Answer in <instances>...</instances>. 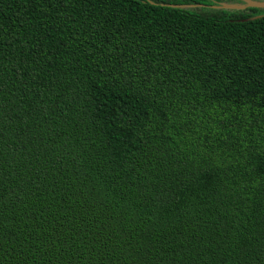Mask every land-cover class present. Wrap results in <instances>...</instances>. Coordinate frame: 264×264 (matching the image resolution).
Wrapping results in <instances>:
<instances>
[{"label": "trees", "instance_id": "obj_1", "mask_svg": "<svg viewBox=\"0 0 264 264\" xmlns=\"http://www.w3.org/2000/svg\"><path fill=\"white\" fill-rule=\"evenodd\" d=\"M231 3L0 0V264H264V9Z\"/></svg>", "mask_w": 264, "mask_h": 264}, {"label": "water", "instance_id": "obj_2", "mask_svg": "<svg viewBox=\"0 0 264 264\" xmlns=\"http://www.w3.org/2000/svg\"><path fill=\"white\" fill-rule=\"evenodd\" d=\"M241 1L245 4V6L237 7V6H230V5H220L218 7L225 8V9H244L246 7L264 9V3L251 2L249 0H241Z\"/></svg>", "mask_w": 264, "mask_h": 264}, {"label": "rangeland", "instance_id": "obj_3", "mask_svg": "<svg viewBox=\"0 0 264 264\" xmlns=\"http://www.w3.org/2000/svg\"><path fill=\"white\" fill-rule=\"evenodd\" d=\"M234 0H231V6H236V4H238V2L237 1H235V2H233ZM239 6H243V4H241V5H239Z\"/></svg>", "mask_w": 264, "mask_h": 264}, {"label": "flooded vegetation", "instance_id": "obj_4", "mask_svg": "<svg viewBox=\"0 0 264 264\" xmlns=\"http://www.w3.org/2000/svg\"><path fill=\"white\" fill-rule=\"evenodd\" d=\"M237 7H242V6H239V5H236ZM243 6H245V4L243 5ZM245 9V8H244Z\"/></svg>", "mask_w": 264, "mask_h": 264}]
</instances>
